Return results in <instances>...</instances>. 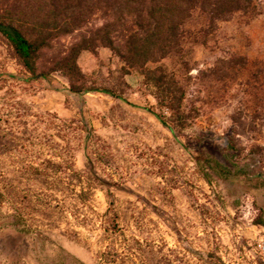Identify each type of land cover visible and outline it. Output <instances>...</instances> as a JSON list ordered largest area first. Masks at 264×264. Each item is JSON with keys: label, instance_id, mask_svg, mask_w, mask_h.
Segmentation results:
<instances>
[{"label": "rangeland", "instance_id": "374dc122", "mask_svg": "<svg viewBox=\"0 0 264 264\" xmlns=\"http://www.w3.org/2000/svg\"><path fill=\"white\" fill-rule=\"evenodd\" d=\"M254 3L255 10L220 22L205 45L189 40L181 56L156 64L185 91L188 124L179 133L154 116L159 108L141 74H125L107 48L82 51L77 62L88 83L122 98L71 93L56 73L14 79L20 67L0 38V106L21 103L31 114L50 115L46 129L31 118L34 139L0 156V169L50 155L56 115L72 119V162L94 180L84 224L61 220L23 233L7 223L9 208L0 204V264H264V0ZM220 58L235 62L211 73ZM232 132L233 156L226 148ZM203 157L230 173L206 168ZM114 250L115 263L100 258Z\"/></svg>", "mask_w": 264, "mask_h": 264}, {"label": "trees", "instance_id": "16d2710c", "mask_svg": "<svg viewBox=\"0 0 264 264\" xmlns=\"http://www.w3.org/2000/svg\"><path fill=\"white\" fill-rule=\"evenodd\" d=\"M255 8L254 0H0V38L20 67L21 75L14 79L26 83L56 73L71 93L99 91L122 98V92L88 83L77 62L82 51L107 48L122 62L125 74L131 70L141 74L159 108L154 116L172 133H179L188 124L185 91L173 73L156 64L168 56H181L189 40L205 45L220 22ZM66 37L70 40L64 43ZM237 60L245 65L242 58ZM234 62L220 58L216 70L210 71ZM16 105L0 106V156L18 154L20 142L34 139V116L45 129L50 123V115L40 117L23 104ZM53 117L58 124L56 133L49 135L52 145L45 150L50 155L39 162L15 164L9 173L0 169V204L9 208L6 221L23 233L61 220L84 224L83 210L93 196L92 174L76 169L72 162V119ZM88 134L99 147L101 138L90 124ZM226 148L232 150L229 155L236 153L234 132L227 137ZM199 162L220 175L230 173L213 158ZM116 256L115 250L100 253L106 263H115L111 258Z\"/></svg>", "mask_w": 264, "mask_h": 264}]
</instances>
